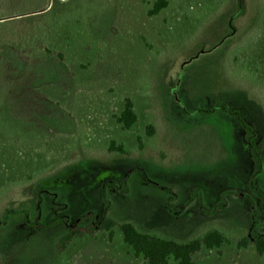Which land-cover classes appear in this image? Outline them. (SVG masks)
I'll list each match as a JSON object with an SVG mask.
<instances>
[{"label": "rangeland", "instance_id": "374dc122", "mask_svg": "<svg viewBox=\"0 0 264 264\" xmlns=\"http://www.w3.org/2000/svg\"><path fill=\"white\" fill-rule=\"evenodd\" d=\"M156 1L48 0L0 24V264H147L118 226L58 249L102 218L103 195L109 217L146 234L185 243L225 230L197 264H264L239 246L257 204L244 131L195 112L220 101L254 127L264 193V0H169L149 16Z\"/></svg>", "mask_w": 264, "mask_h": 264}, {"label": "trees", "instance_id": "16d2710c", "mask_svg": "<svg viewBox=\"0 0 264 264\" xmlns=\"http://www.w3.org/2000/svg\"><path fill=\"white\" fill-rule=\"evenodd\" d=\"M10 1L12 0H5L4 4H0V21H5L21 15L36 14L40 9L48 5V0H38L35 4L34 2H30V0H22L25 2V6L23 9H20V5L15 4L17 0H13V3ZM168 5L169 0H157L153 9L149 12V16L158 15L162 10L166 9ZM6 23L8 22L5 21L0 24ZM44 49L47 50L46 47H44ZM59 56L62 59V56ZM195 112L205 115L222 113L230 116L238 121L244 131L245 141L249 146L251 160L255 166L254 174L249 179L247 186L249 193L257 200V204L252 206L249 212V221L251 224L250 233L242 238L239 246L244 249L253 246L258 255L264 256V235L259 234L255 230V227L264 221V193L259 189L255 180V176L261 172L263 164L261 149L257 143V132L254 127L242 117L238 110L231 109L226 103L220 101L215 102L207 109L198 108ZM137 121L138 117L134 111L133 103L130 99H127L124 110L121 115L117 117V122L122 125L124 129L128 130L131 129ZM151 129L152 128L149 130L150 135L153 134ZM109 150L124 154L123 149L115 147L114 144L110 146ZM194 194H196V192H194ZM102 200L105 202V212L102 218L98 222H95L94 216H88L82 219L86 227L80 228L79 225L73 226V228L68 230L65 236L59 239L57 243L58 249L61 251L66 250L75 239L94 236L97 232H109L112 234L115 227L118 226L123 235L124 242L132 249L135 257L143 258L147 264H170L171 261H174L176 264H197L194 257L202 249H220L228 241L226 231L221 228L209 229L189 242L180 243L140 232L132 223L126 222L118 225L114 219L107 215L108 203L104 195ZM55 222L66 225L59 217H56Z\"/></svg>", "mask_w": 264, "mask_h": 264}]
</instances>
